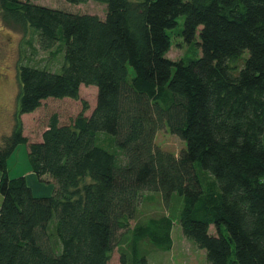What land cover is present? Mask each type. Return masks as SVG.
Instances as JSON below:
<instances>
[{"label":"trees","instance_id":"16d2710c","mask_svg":"<svg viewBox=\"0 0 264 264\" xmlns=\"http://www.w3.org/2000/svg\"><path fill=\"white\" fill-rule=\"evenodd\" d=\"M38 1L0 0L6 23L34 30L64 62L59 73L19 69L16 125L0 147V264H110L129 232L121 264H150V251L172 250L174 222L132 228L145 192L183 197V235L209 264H264V0H65L105 4L104 18ZM181 17L182 37L201 54L173 62ZM82 86L98 90L91 116L61 125L54 115L41 141L24 135L23 115L48 99L78 100ZM164 129L186 143L178 156L157 147ZM21 144L53 194L9 177Z\"/></svg>","mask_w":264,"mask_h":264},{"label":"rangeland","instance_id":"374dc122","mask_svg":"<svg viewBox=\"0 0 264 264\" xmlns=\"http://www.w3.org/2000/svg\"><path fill=\"white\" fill-rule=\"evenodd\" d=\"M130 1L135 2L136 0ZM36 4L74 14H94L101 18L105 17L107 10L105 4L94 1L86 4L72 5L65 0H40ZM184 21L185 17L179 18L178 27L170 32L172 46L167 57L173 62H180L201 54L199 46L195 47V43L191 45L187 44L182 37L180 30L184 28ZM247 57L248 54L245 55V58ZM63 63L62 54H57L56 50L45 51L40 47L34 30L6 23L0 8V147L3 144V140L11 136L15 129L18 99L21 90L19 80L20 67L46 68L49 71L59 73L61 72ZM97 97L98 90L96 87L82 86L78 100L48 99L44 101L38 111L21 117L24 135L32 142L41 141L42 135L48 128L50 120L54 115L59 117L61 125L72 123L82 112H85V115L88 117L91 116L97 104ZM97 143L112 152H116L114 138L106 133H99L97 135ZM156 145L158 148L177 156L186 148V143L179 137L171 134L167 129L158 132ZM7 169L10 178L26 177L28 184L33 187L35 195L47 196L53 194L54 182L49 178H47L48 182H41L32 173L27 144H21L17 147L8 159ZM206 181L214 184V180L209 176L206 178ZM1 205L2 198L0 197V207ZM183 206L184 199L177 194H174L168 203L164 202L159 193L145 192L143 194V201L136 219L132 222V228L137 223L147 222L151 218L163 216L172 218L174 222L172 250L170 252L150 251L151 253L148 256L150 264H209L206 251L201 250L193 241L183 235L179 222ZM54 226L55 221L53 220L50 224L51 230L54 229ZM211 232L216 233V230L212 228ZM131 241L132 232H129L125 234L120 247L115 250L110 264H121L120 258L122 253L127 256L130 255ZM53 242L57 244L55 236L53 237Z\"/></svg>","mask_w":264,"mask_h":264},{"label":"crops","instance_id":"0c3cea01","mask_svg":"<svg viewBox=\"0 0 264 264\" xmlns=\"http://www.w3.org/2000/svg\"><path fill=\"white\" fill-rule=\"evenodd\" d=\"M1 177H2V175H1V173H0V182H1ZM31 186V185H30ZM31 188L33 189V187L31 186ZM33 191H34V189H33ZM47 196H49V195H47Z\"/></svg>","mask_w":264,"mask_h":264}]
</instances>
